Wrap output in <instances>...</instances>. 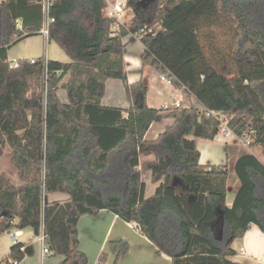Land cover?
Instances as JSON below:
<instances>
[{
	"label": "trees",
	"instance_id": "1",
	"mask_svg": "<svg viewBox=\"0 0 264 264\" xmlns=\"http://www.w3.org/2000/svg\"><path fill=\"white\" fill-rule=\"evenodd\" d=\"M40 2L0 1V155L8 146L24 181L15 185L0 173L3 230L30 227L36 235L43 215L49 247L65 257L59 264H89L79 247V220L108 209L135 222L172 264H244L236 260L233 242L251 224L264 232V163L253 153L239 156L234 170L240 186L227 206L229 164L201 163L191 138L213 140L219 120L195 104L173 107L168 115L149 107L148 88L127 82L122 38L159 26L155 35H141L143 66L167 75L207 110L228 116L237 135L254 130L253 145L264 147V0H128L134 16L119 34L112 31L117 18L103 14L108 0H56L49 40L71 61L43 56L12 67L8 49L39 33ZM221 18L234 29L236 72L219 68L200 39L202 27ZM68 73L62 87L70 102L63 103L57 90ZM109 78L122 79L132 96L127 116L123 108L101 103ZM165 117L174 123L156 140H146L152 122ZM149 154L156 159L142 168L159 185L146 197L139 166L140 156ZM53 192L68 193L69 199L49 201ZM23 246H11L6 264L24 258ZM115 249L113 264L129 244L117 240Z\"/></svg>",
	"mask_w": 264,
	"mask_h": 264
},
{
	"label": "crops",
	"instance_id": "2",
	"mask_svg": "<svg viewBox=\"0 0 264 264\" xmlns=\"http://www.w3.org/2000/svg\"><path fill=\"white\" fill-rule=\"evenodd\" d=\"M110 1L108 0V4ZM107 7L103 9L104 15H107ZM133 16L134 11L132 12L129 7L122 12L119 18H117V22L112 26L114 34H119L121 27L128 26ZM39 35L42 34L38 33L24 38L8 49V62L12 67L20 59L32 60L45 56L48 59L59 60L45 54H40L33 58L26 56L28 40L33 36ZM122 40L124 43V63L127 82L129 85L142 82L148 88L146 102L149 107L162 109V113L168 115L173 107L179 105L186 108H189L192 104L200 106L196 98L189 96L184 88H177L168 80L163 79L162 75L165 74L159 73L152 66H143L142 54L145 47L139 35L130 32ZM65 53L67 54L66 51ZM67 56L69 60L59 61L70 62L71 58L68 54ZM69 77L70 73L66 74L58 85L57 96L63 103L70 102L68 91L62 87V84L67 82ZM101 103L105 106L123 108L125 111L124 115L127 116V110L132 105L133 100L132 96L128 94L126 84L122 79L109 78L106 81L105 94L102 97ZM174 121L172 117H165L160 121L152 122L146 132L145 139L150 141L156 140ZM219 136L217 135L213 140L191 137L197 141V148L201 154L200 162L214 165L228 163L230 168L229 160L234 157V167L236 160L242 154L238 153L241 149V144L235 137L225 138ZM2 141H4V138ZM252 146L254 147H250V152L248 153L255 154L264 163V147L261 144ZM255 148L257 150H254ZM155 159L156 156L154 154L140 156L139 169L142 171V179L146 184V197L154 195L159 182H155L152 179V173L148 170H143L142 167L146 162H151ZM5 171L3 165H0V173L6 174ZM234 176L236 177L234 185L229 188L226 198V204L229 207H232L236 192L240 186L236 172ZM22 182L19 179L14 184L20 185ZM67 199H69V194L65 192H53L48 196L49 201H65ZM4 221V216H0V259H2V264H6L4 259L9 256L10 248L13 244V242L11 244L9 239H7L8 234L10 231H15L16 229L18 230L19 241L24 243V258L17 264H59L64 260V255L53 252L44 258L42 255V244L36 240L32 228L20 229L13 226L10 229L3 230ZM14 221L17 222L18 219L16 218ZM255 226L257 225L251 224L247 231L233 242V248L237 252L236 260L244 264H264V232L258 226ZM78 232L80 239L79 247L88 255L89 264H100L102 261L101 256H103L105 264H113L116 258L115 241L117 240H123L129 244L128 252L121 256L117 264H172V257L159 250L158 246L140 231L135 222H127L111 210L102 209L97 216L83 215L78 223Z\"/></svg>",
	"mask_w": 264,
	"mask_h": 264
},
{
	"label": "rangeland",
	"instance_id": "3",
	"mask_svg": "<svg viewBox=\"0 0 264 264\" xmlns=\"http://www.w3.org/2000/svg\"><path fill=\"white\" fill-rule=\"evenodd\" d=\"M131 10L133 12V9ZM155 27L159 29V26H155ZM233 31L234 29L230 21L224 20L222 18L211 25L203 26L200 31V39L204 45L207 55L210 56V58L213 57L214 61L220 65L219 68L223 69L224 66L225 68L224 71L226 73L236 72L237 70L236 63L231 57V53L234 49ZM26 54L28 58H33V57H37L40 54L41 55L45 54L53 58H58L59 60H69L67 54L59 46V44H57L55 41H49V39H47L43 35L33 36L28 40ZM40 91L44 94V96L47 95V91H48L47 83L45 84V87H41ZM44 146H46V141H44ZM240 146L239 147L241 149L238 151L239 154L250 152V147L251 148L254 147V146L246 147L244 146V144H241ZM2 148H3V153L0 155L1 157L0 165L1 166L3 165V168L6 170L5 171L6 174L5 173L3 174L6 177L10 178L13 184L14 183L16 184L17 181L20 179L18 167L12 162L11 153L8 150V146H4ZM254 150H257V148H255ZM6 151L8 152L6 153ZM229 163H230V176L228 179V186L230 188L232 185H234L236 179V177L234 176L235 171L233 167L234 157L231 160H229ZM9 235L10 233L8 234L7 239H9V242L12 244L11 235L10 236Z\"/></svg>",
	"mask_w": 264,
	"mask_h": 264
},
{
	"label": "built area",
	"instance_id": "4",
	"mask_svg": "<svg viewBox=\"0 0 264 264\" xmlns=\"http://www.w3.org/2000/svg\"><path fill=\"white\" fill-rule=\"evenodd\" d=\"M56 0H41L42 5V13H43V20H42V26L39 30V33L42 34L44 37L49 39L50 33H51V26L55 21L54 16L51 15V7L55 3ZM128 0H111L108 4V11L107 15L113 18H119L120 14L124 12L128 6H127ZM18 26L20 27V21L18 20ZM158 29L154 27H143L140 29V31L137 33L141 37L144 33H150L152 35H155ZM17 64H15L16 66ZM163 79L168 80L170 79L167 75H162ZM202 111H206L208 114H212L215 116L219 122H220V130L218 135H221L225 138H237L240 144H244V146L249 147L252 146L255 140L257 139V133L254 130L246 131L241 135H237L233 129H231L228 125V116L223 114L220 111H210L207 110L204 106H199ZM137 226V224H136ZM138 227V226H137ZM139 228V227H138ZM11 239L13 244L19 242V235L18 230L10 231ZM36 240H38L42 244V255L44 258L48 257L50 254H52V250L49 247L47 243V234L44 229V216L42 215L41 220V226L39 233L35 235Z\"/></svg>",
	"mask_w": 264,
	"mask_h": 264
}]
</instances>
